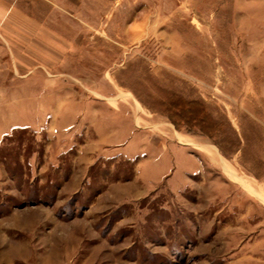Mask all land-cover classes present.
Instances as JSON below:
<instances>
[{"label":"rangeland","instance_id":"obj_1","mask_svg":"<svg viewBox=\"0 0 264 264\" xmlns=\"http://www.w3.org/2000/svg\"><path fill=\"white\" fill-rule=\"evenodd\" d=\"M0 2V264H264V0Z\"/></svg>","mask_w":264,"mask_h":264},{"label":"trees","instance_id":"obj_2","mask_svg":"<svg viewBox=\"0 0 264 264\" xmlns=\"http://www.w3.org/2000/svg\"><path fill=\"white\" fill-rule=\"evenodd\" d=\"M164 107L166 115L175 124L192 125L204 133L218 129L217 123L208 115L204 104L199 100H187L175 95L168 101H158Z\"/></svg>","mask_w":264,"mask_h":264},{"label":"crops","instance_id":"obj_3","mask_svg":"<svg viewBox=\"0 0 264 264\" xmlns=\"http://www.w3.org/2000/svg\"><path fill=\"white\" fill-rule=\"evenodd\" d=\"M0 8H1V10L4 8V6H3V4H1V2H0Z\"/></svg>","mask_w":264,"mask_h":264}]
</instances>
